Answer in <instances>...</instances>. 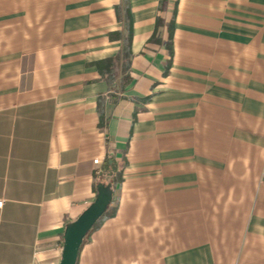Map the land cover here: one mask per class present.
<instances>
[{
	"label": "crops",
	"instance_id": "1",
	"mask_svg": "<svg viewBox=\"0 0 264 264\" xmlns=\"http://www.w3.org/2000/svg\"><path fill=\"white\" fill-rule=\"evenodd\" d=\"M120 2L0 0V264H58L107 159L116 212L76 264H264V0H178L171 56L159 0H129L123 91L97 70Z\"/></svg>",
	"mask_w": 264,
	"mask_h": 264
},
{
	"label": "trees",
	"instance_id": "2",
	"mask_svg": "<svg viewBox=\"0 0 264 264\" xmlns=\"http://www.w3.org/2000/svg\"><path fill=\"white\" fill-rule=\"evenodd\" d=\"M174 1V7L172 10V16L168 23H165L164 15L167 10L168 0H159L157 8V16L155 19L154 32L149 39L148 43L154 45H161V30L167 29L168 42L165 44L167 53L172 55V32L174 29L176 7L178 0ZM115 15L118 23L121 24V30L112 34V39L120 42V50L118 51L115 58L107 60L102 63H98L97 70L102 80H104L109 86L112 84L114 79L115 71L117 70L122 77V83L120 90L123 91L127 84L130 82L129 69L131 67L132 51L131 46L133 42V19L129 5V0H121L120 4L115 7ZM170 65V64H169ZM167 66L165 73L169 68ZM98 183L110 184L113 190V198L111 204L108 206L106 212L99 218L93 228L88 232L83 240V244L87 241L90 234L96 230L100 225L108 218L114 216L116 212L117 204V192L122 183V173L118 169L117 164L112 159H107L102 171L98 173Z\"/></svg>",
	"mask_w": 264,
	"mask_h": 264
},
{
	"label": "water",
	"instance_id": "3",
	"mask_svg": "<svg viewBox=\"0 0 264 264\" xmlns=\"http://www.w3.org/2000/svg\"><path fill=\"white\" fill-rule=\"evenodd\" d=\"M112 198L113 190L111 185L99 183L96 187V196L93 202L75 221L65 227L58 264H76L84 238L106 212L112 202Z\"/></svg>",
	"mask_w": 264,
	"mask_h": 264
},
{
	"label": "built area",
	"instance_id": "4",
	"mask_svg": "<svg viewBox=\"0 0 264 264\" xmlns=\"http://www.w3.org/2000/svg\"><path fill=\"white\" fill-rule=\"evenodd\" d=\"M93 163H94V164H99V160H98V159H95V160L93 161ZM2 204H3V201H0V207L2 206Z\"/></svg>",
	"mask_w": 264,
	"mask_h": 264
}]
</instances>
